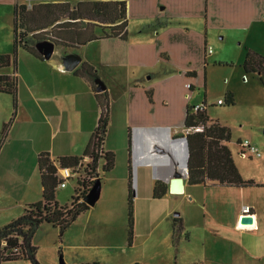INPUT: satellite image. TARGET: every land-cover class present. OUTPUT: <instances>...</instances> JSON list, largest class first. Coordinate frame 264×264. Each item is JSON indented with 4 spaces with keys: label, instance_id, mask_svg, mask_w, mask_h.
<instances>
[{
    "label": "crops",
    "instance_id": "0c3cea01",
    "mask_svg": "<svg viewBox=\"0 0 264 264\" xmlns=\"http://www.w3.org/2000/svg\"><path fill=\"white\" fill-rule=\"evenodd\" d=\"M68 1H72L73 5L75 1L81 0H0V8L3 7L0 12V55L11 53L9 43L14 23L12 7L25 5L31 9L40 4ZM123 1L126 6L125 39L99 38L78 45L82 33L93 32L98 35L100 27L76 25L69 29L77 38L67 42L66 46L54 44L55 57L52 54L49 60L35 58L23 49H18L30 56L20 55L26 60L31 58L33 67L31 72L25 69L22 76L26 105L23 104L20 109L17 107L10 132L6 129L4 136L0 134L4 138L2 142L4 146L11 144V130L23 114L26 115L25 120L29 121L26 122L30 129L34 130L27 139L30 142L29 152L32 157H36L37 170V156L41 153H48L50 159L82 156L98 124L104 97L96 89L94 91L89 81L73 73L78 67L72 72L64 71L62 58L75 54L80 57L81 64L87 63L93 67L105 85L109 113L103 150L114 155V166L107 174L99 173L100 176H108L102 193L106 194L109 204L99 206V214H102L93 215L90 206L70 225L75 226V230L74 236L67 241L69 254L63 251L66 264H169L173 258L177 261L184 244L191 246L190 253L197 247L198 242L194 241L196 231L201 237L198 247L205 254L208 248L220 249L225 237L220 228L224 227L231 233L238 232L237 235L233 233V240L229 238L228 245L240 247L244 256L249 257L240 235L254 234L258 230L257 206L253 200L244 202L233 214V220L225 226L210 214L214 213L212 205L199 204L196 200L199 197L192 195L193 189L197 188L194 186L202 184L189 185L183 181V193L178 195L183 203L179 206L173 203L162 205L159 211L161 218L148 222L149 234L145 237L139 238L138 231L132 225L130 243L129 225L126 231L122 228V222L117 226L113 211L118 205L114 202L121 203L129 192L133 169V175H138V197L157 199L153 195L156 182L166 186L162 198L173 196L169 191V181L174 173H182L177 165L180 162L177 157L182 158V149L170 152L163 137L166 135L174 144L182 146L181 141L174 140L185 138L188 133L184 127L186 111L188 107L200 105V101H193L197 100L195 92L198 87L206 88L205 68L209 62L241 69L248 50L264 56L263 48L258 49L257 42H250V31L254 24L261 27L264 22V0ZM83 22L94 23L87 20ZM228 31L233 32L234 37L240 39L238 45L243 42L244 47L231 48L225 52L220 46L214 49L209 46L214 44L216 37L221 35L224 38ZM16 64L0 67V75L16 77L17 96L20 73L17 77ZM242 72V76L246 75ZM228 95L232 96L234 104L233 95ZM205 99L204 93L202 104ZM8 116L7 111L0 116V125L7 123ZM226 143L223 142V145ZM164 154L172 157L169 163L164 161ZM87 161L85 158L84 162ZM38 174L39 180V170ZM145 175H152L153 181H147ZM15 178L14 175H0V227L18 218L26 205L42 199V185L35 187L31 177L22 176L16 184L13 183ZM203 187L225 186L207 182ZM55 199L60 204L57 196ZM243 206L252 209L254 229L239 228L238 219ZM176 209L179 213L175 212ZM208 215L211 221L205 222L203 219ZM199 217L201 220L198 221ZM160 226L162 231L159 237L152 240L153 232ZM177 234L181 235L177 238ZM9 262L30 264L22 259Z\"/></svg>",
    "mask_w": 264,
    "mask_h": 264
},
{
    "label": "rangeland",
    "instance_id": "374dc122",
    "mask_svg": "<svg viewBox=\"0 0 264 264\" xmlns=\"http://www.w3.org/2000/svg\"><path fill=\"white\" fill-rule=\"evenodd\" d=\"M1 9H3V7L0 8V12ZM12 10H14L13 7ZM261 25L262 26L260 27V25L254 24L250 31V42H257L258 45L256 48H263L264 54V22H262ZM10 37L11 42L8 43L11 50L10 55H12V33H10ZM221 37V35L218 38L216 37L213 42L214 44H210L209 46L212 49L220 46L225 50V52L230 51L231 48L237 49L238 47H244L243 42L241 45H238L240 39H236L233 32L228 31L224 38ZM56 50L58 49H55V51ZM20 55L30 57L22 50H18L16 55L17 77L18 72L20 73V77L17 79L15 109L13 106L14 102L12 96H0V116L5 113V111L9 113L6 123L7 131L9 132L11 124L16 116L17 107L20 109L23 104L26 105V90L24 86V79L22 80L23 71L27 69L31 72L33 67L31 58L26 60ZM53 56L55 57V53ZM206 69V88L204 89L202 87H198V91L195 92L197 100L193 101V103L200 101V105H202V97L205 93L206 99L204 104L206 106L205 110L207 116L212 122H218L220 125L229 129L230 140L225 145L232 155L234 164L239 171L242 180L252 182L253 186H225L210 187L205 189L203 185H200L194 186L197 188L193 189L192 195L195 196V198L199 197L196 199L199 204L204 203L209 207L212 205L214 213L210 214L217 220V222H221L225 224V226L233 220V214L244 202L253 200L254 205L257 206L259 226L258 230L255 231L254 234L240 235L241 242L249 257L244 256L243 250L240 247L228 245L230 239L233 240V233L234 235H237L238 232L232 231L231 233L227 231V227H224L220 228V230L224 232H221V234L226 238H223L220 249L217 248L215 250V248H213V250H210L207 247L208 249L206 254L209 255H206L204 251H202V248L198 247L201 237L196 231L194 232V241L198 242L197 247L190 253L191 246H186V244H184L185 248H180L179 256L176 262L177 264H193L199 262L202 264H264V88L257 75L246 74L242 76L243 69H239L236 66H222L219 64L213 65L209 62L205 71ZM99 80L102 81L101 78H99ZM228 93L233 95L234 104L232 106L226 105V103L218 105V100L225 101ZM19 118L20 119L11 130L13 141L10 145L6 144L4 146V142H2L4 138L0 135V175H14L16 178L13 183L16 184H18V181H21V176L31 177V181H33L35 187H38V185L41 187V183L39 181L40 179L38 180V170L35 164L36 157L31 156L29 152L30 142L27 139L29 135L32 136L31 133H33L34 130L30 129L28 119L25 120L26 115L21 114ZM2 126L3 125H0V134ZM244 140H247L259 151L260 157L250 155L248 152L244 153V149L241 146V143ZM133 174L134 169L132 170L131 175V189L133 194L132 221L133 228L138 231L137 235L139 238H142L149 234L148 222L158 221L161 218L159 211L162 205L165 203H173L179 206V204H182L183 202L180 200L181 196L178 195L157 199H144V197H140V195L138 197L136 192L138 175ZM83 175L86 179L90 180L88 175L82 174V176ZM145 176L147 181H153L152 175ZM59 177L61 178L62 176L59 175ZM107 177V175L101 174L100 198L93 205H91L93 215H101L102 213L99 214V206L109 204L106 194L102 193V187L106 182ZM184 181L187 182L186 179ZM65 183L66 187L64 189L60 187L56 189L57 199L62 206L69 204L75 187V177L72 176L70 179H66ZM127 200L128 193L121 203L117 201L114 202L118 205L113 211L114 218L117 220V226H119V223L122 222V228L124 231L128 228L127 221L129 208ZM177 209L179 210V207ZM177 209L175 212L179 213ZM20 215H18V217ZM199 220H201L200 217L198 221ZM203 220L205 222L211 221L209 215L205 216V219ZM74 230L75 226H70L69 229L61 234L56 227L46 224L40 225L32 239V245L37 248L36 259L39 264H60L61 258L66 264L63 251L69 254L70 250L66 247V245L68 239H70L71 236H74ZM160 231H162L161 226L153 232L152 240L159 237ZM180 235L181 234H177V238ZM176 262L175 258H173L169 264H175ZM5 264L13 263L7 262Z\"/></svg>",
    "mask_w": 264,
    "mask_h": 264
},
{
    "label": "trees",
    "instance_id": "16d2710c",
    "mask_svg": "<svg viewBox=\"0 0 264 264\" xmlns=\"http://www.w3.org/2000/svg\"><path fill=\"white\" fill-rule=\"evenodd\" d=\"M71 2L40 4L31 9H27L25 5H15L13 52L12 55H0V67L15 66L19 48L35 58L43 59L35 49V45L49 41L55 45L64 44L66 46L67 42L77 38L76 34L72 33V29H69L76 25H85L89 28L100 27L98 35L93 32L82 33L81 40L77 42L78 45H84L99 38H126V6L123 0L109 2L81 0L75 1L73 5ZM84 20L94 23L85 24ZM58 22L61 23L55 25ZM51 26L53 29H49ZM242 68L245 74L257 75L264 88L263 56L248 50ZM73 73L89 81L95 91L94 81L99 78L93 67L82 63ZM0 93L12 96L15 109L16 77L0 75ZM100 94L103 95L104 102L100 105L101 113L98 124L81 157L68 156L50 159L48 153H41L37 156L42 199L26 205L18 218L0 227V263L22 259L30 264H39L36 259L37 248L32 245L36 230L40 225L46 224L58 228L61 234L64 233L80 214L89 209L90 206L84 202V199L94 185L100 182L99 173L107 174L113 169L114 155L103 150L108 127V100L105 91ZM224 103L233 104L232 96L227 95ZM184 127L188 129L185 138L188 150L187 182L189 185H203L208 182L226 187L253 186L252 182L242 180L229 149L223 145V142L230 140L229 129L218 122L210 121L205 111V104L202 109L196 111L193 107L187 108ZM198 127L201 131H194ZM6 129L7 124H4L1 130L2 135ZM85 158L88 159L86 163ZM63 168L70 169L74 174L75 187L69 204L62 206L58 204L55 197L60 183L57 171ZM82 174L88 175L90 180ZM165 193L166 186L156 182L153 188L154 197L161 198ZM132 196L130 181L128 192L129 243L133 225Z\"/></svg>",
    "mask_w": 264,
    "mask_h": 264
},
{
    "label": "water",
    "instance_id": "95a60500",
    "mask_svg": "<svg viewBox=\"0 0 264 264\" xmlns=\"http://www.w3.org/2000/svg\"><path fill=\"white\" fill-rule=\"evenodd\" d=\"M35 49L37 52L45 59L49 60L53 54L54 51V44L49 41L40 42L35 45ZM81 64V59L75 54H70L62 58V67L64 71L72 72L77 67H79ZM95 83V89L97 93H102L105 91V85L102 81L99 79L94 81ZM184 139V144L186 148V161H185V168L187 170V158H188V150H187V143L186 139ZM188 176L183 175L181 172H176L173 174L169 181V191L172 195H179L176 193H183V181ZM100 195V183L97 182L94 187L90 190V192L86 195L84 202L91 206L93 205L99 198ZM241 224H251L253 223V218L251 216H243L240 220ZM60 264H65L62 261V258L60 259Z\"/></svg>",
    "mask_w": 264,
    "mask_h": 264
},
{
    "label": "built area",
    "instance_id": "2783aa9c",
    "mask_svg": "<svg viewBox=\"0 0 264 264\" xmlns=\"http://www.w3.org/2000/svg\"><path fill=\"white\" fill-rule=\"evenodd\" d=\"M210 52H211V49H209V53ZM217 104L218 105H222V104H224V101L219 100L217 102ZM202 107H203V104L193 107V110L194 111L200 110V109H202ZM194 131H201V128H199V127L195 128ZM174 141H182V142H184V139L183 138H179V139H175ZM241 146L244 149V153L248 152L250 155H253V156H256V157H260L259 151L254 146H252L247 140H244L241 143ZM186 156H187V154H186ZM59 175H61L62 177L60 178ZM73 175L74 174L68 168L59 169L57 171V177L60 180V183H59L58 187H60V188L65 187V185H66L65 180L66 179H70ZM183 175H185V176L188 175V172H187L186 168L184 170ZM243 216H251L254 219V214L252 213L251 207H249V206L241 207V213H240V217L238 219L239 223H241L240 220H241V218ZM243 225H250V224H243Z\"/></svg>",
    "mask_w": 264,
    "mask_h": 264
},
{
    "label": "bare ground",
    "instance_id": "6f19581e",
    "mask_svg": "<svg viewBox=\"0 0 264 264\" xmlns=\"http://www.w3.org/2000/svg\"><path fill=\"white\" fill-rule=\"evenodd\" d=\"M163 140H164V143H166V145L169 146L168 150H170V152H172V153H174L176 151V149H178L179 151L182 149L181 150L182 151V155H181L182 158L180 159L179 157H177L178 160L180 161V162H178L177 165L180 168V170L182 171V173H184L185 160H186V148H185L184 142L181 141L182 146L179 147L178 145L174 144L171 141V139H169V137L166 135L163 137ZM162 157L164 158V161H166L167 163H169L171 161V158H172V157L165 155V154ZM176 194H181V193H176ZM239 228H241V229H253V228H255V223L253 222V224H250V225H243V224L239 223Z\"/></svg>",
    "mask_w": 264,
    "mask_h": 264
}]
</instances>
